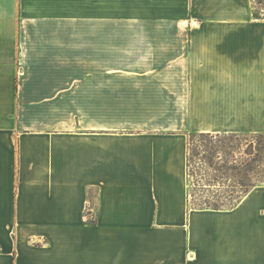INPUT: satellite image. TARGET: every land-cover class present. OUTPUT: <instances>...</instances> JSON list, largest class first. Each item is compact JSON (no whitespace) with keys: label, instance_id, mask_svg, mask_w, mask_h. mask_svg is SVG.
<instances>
[{"label":"crops","instance_id":"0c3cea01","mask_svg":"<svg viewBox=\"0 0 264 264\" xmlns=\"http://www.w3.org/2000/svg\"><path fill=\"white\" fill-rule=\"evenodd\" d=\"M193 133L264 134L253 0H0V264H264V183L195 207Z\"/></svg>","mask_w":264,"mask_h":264},{"label":"trees","instance_id":"16d2710c","mask_svg":"<svg viewBox=\"0 0 264 264\" xmlns=\"http://www.w3.org/2000/svg\"><path fill=\"white\" fill-rule=\"evenodd\" d=\"M258 3L260 5H264V0H259ZM254 17L256 19H262L264 18L261 13H259L256 10V7L254 6ZM247 134H211V133H193L189 137V154L187 158V173L190 178L193 177L191 173V166L193 159L195 157H198L199 154H197L193 147V142L196 139H201L200 142L203 143L202 147L205 148L207 155L204 157L205 160H207L208 164L212 169H214L218 174L227 175L230 178L235 177V171L238 170V183L239 187L241 188V191L238 195H230L229 197H226L225 199H218V198H210L208 196H204V199L201 200V202L193 201L192 204L195 207L198 208H212V209H229L235 207L243 197H245L255 186H257L260 183H264V180H261L260 178V172L258 171V167L256 166V163L258 161V156L260 155V149H256V151L259 153L256 155L255 152V146L254 141H248ZM254 135H263V134H254ZM241 137L242 141L240 143V147H245L244 155L246 158L244 161H237L235 157L228 153V161L223 160V165L219 166L215 163V157L216 154L220 152H227L229 148H231V145L229 143H226V140L220 141L218 143H212L211 141H205V139H214L215 137ZM249 142V143H247ZM211 151V152H210ZM209 153V154H208ZM216 164V165H215ZM204 195H206V190L202 191ZM193 198V195H192Z\"/></svg>","mask_w":264,"mask_h":264},{"label":"rangeland","instance_id":"374dc122","mask_svg":"<svg viewBox=\"0 0 264 264\" xmlns=\"http://www.w3.org/2000/svg\"><path fill=\"white\" fill-rule=\"evenodd\" d=\"M258 1L259 0H253V6H255L256 10L264 16V5H260ZM246 137L248 141H254L256 155L259 154L256 149H260V155L258 156L259 159L256 163V166L259 168L258 171L260 172L261 180H264V134H247ZM200 140H202V138ZM200 140H194L192 147L194 151L199 154V156L193 159L191 166V173L193 175V177L190 178L189 191L191 202H201V200L204 199V196H208L212 199H225L231 194L234 196L238 195L241 191L238 183V170L235 171V177L231 178L226 174H218L214 169L210 167L207 160L204 159L207 153H205L206 149L202 147L203 143H201ZM223 140H226V143H229L231 145V148H229L227 152H220L216 154L215 163L219 166L223 165V160L228 161V153H231L235 157V159H237V161H244L246 156L243 155L246 146L242 148L239 146L242 141L241 137L220 136L215 137L213 140L211 138L205 139V141H213L212 143L215 144H219V142ZM259 184L261 183L259 182ZM203 190H206V195H204V193L202 192Z\"/></svg>","mask_w":264,"mask_h":264}]
</instances>
